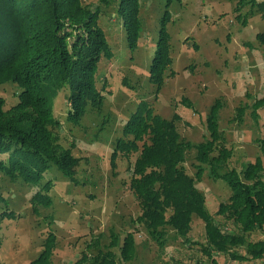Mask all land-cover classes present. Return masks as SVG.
<instances>
[{
  "label": "rangeland",
  "instance_id": "1",
  "mask_svg": "<svg viewBox=\"0 0 264 264\" xmlns=\"http://www.w3.org/2000/svg\"><path fill=\"white\" fill-rule=\"evenodd\" d=\"M118 1L84 0L100 10L99 25L113 52L111 58L101 59L97 71V87L104 95L102 110L88 107L80 124L72 125L66 120L69 91H60L54 101L53 112L62 126L61 131L56 129L59 142L72 147L80 158L75 180L53 165L43 180L51 181L42 190L46 198L33 202L39 187L21 179L12 181L0 173L4 198L0 211L8 208L15 213L1 224L0 264H28L46 247L50 249V264H73L79 258L91 264L98 251L107 249L115 251L118 264H153L158 245L136 221L141 209L130 188L138 153L120 152L111 165L123 126L142 99L162 117L179 114L178 130L194 144L208 137L207 115L220 99L219 124L233 150L232 163L240 167L261 154L257 139L264 133V109L258 110L257 122L251 116L254 100L264 94V44L257 38L264 31V17L258 8L246 5L238 11L237 0L172 2L167 25L172 62L157 91L149 80V69L167 0H140L142 30L134 51L117 16ZM18 92L15 83L0 85L5 109L17 103ZM239 106H245L242 121L235 118ZM195 155V149L187 152L184 167L205 195L208 210L215 213L231 190L225 181L211 177L207 167L202 177L196 178L192 165ZM166 229L164 259L187 258L192 250L173 228ZM128 232L135 235L136 254L125 261L119 248L110 243L117 238L121 244ZM204 233V221L194 216L189 236L201 241ZM253 234L254 239L260 235ZM218 260L221 264H259L237 263L224 256Z\"/></svg>",
  "mask_w": 264,
  "mask_h": 264
},
{
  "label": "trees",
  "instance_id": "2",
  "mask_svg": "<svg viewBox=\"0 0 264 264\" xmlns=\"http://www.w3.org/2000/svg\"><path fill=\"white\" fill-rule=\"evenodd\" d=\"M174 1L167 0L149 69V80L157 91L172 62L167 25L171 18L169 6ZM246 5L256 6L264 17V0H237L238 11ZM140 7V0H119L117 5L131 51L136 49L142 30ZM100 13L84 0H0V85L11 82L19 87L18 101L9 109H5L6 101L0 96V173L12 181L21 179L39 187L33 202L46 198L42 190L51 181L43 180L53 165L75 180L80 161L72 147L60 144L56 134V129L62 130L53 112L59 92L69 91L66 120L72 125L80 124L88 107L102 110L104 95L97 87V71L101 59L111 58L113 52L99 25ZM257 38L264 44V31ZM221 107L222 102L216 99L206 119L209 135L194 144L179 132V114L170 119L162 117L142 99L116 141L111 165H115L120 152L138 153L130 188L141 209L136 221L158 245L153 264H221L220 256L237 263L262 264L264 133L257 139L261 154L237 167L232 163L233 150L227 145L225 131L220 128ZM251 107V116L257 122L258 110L264 109V94ZM236 110L235 118L242 121L245 106ZM192 149L196 150L192 163L195 177H202L207 167L211 177L225 181L231 190L215 213L208 210L205 195L184 167L186 154ZM6 216L14 217L15 213L8 208L0 211V230ZM194 216L204 221L201 241L189 236ZM168 226L192 250L187 258L164 259ZM255 232L260 234L257 239L252 237ZM113 240L110 245L119 248L122 260L134 259L133 232L126 233L121 244L117 238ZM117 260L114 250H100L91 264H118ZM28 264H50V249L44 248ZM73 264L84 263L79 258Z\"/></svg>",
  "mask_w": 264,
  "mask_h": 264
}]
</instances>
